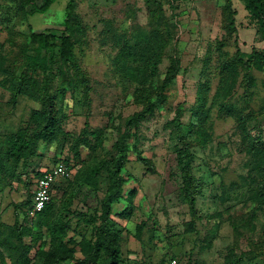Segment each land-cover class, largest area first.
<instances>
[{"label":"rangeland","instance_id":"rangeland-1","mask_svg":"<svg viewBox=\"0 0 264 264\" xmlns=\"http://www.w3.org/2000/svg\"><path fill=\"white\" fill-rule=\"evenodd\" d=\"M12 2L0 0V147L27 123L33 109L42 106L26 95L14 100L10 88L27 56L36 53L30 26L39 30L60 24L67 0L28 20L15 13ZM75 4L84 25L75 46L77 66L64 62L58 47L52 46L44 52L48 58L44 67L34 73L57 96L61 132L53 142L40 141L38 153L26 162L0 170V239L19 245L14 231L18 222L42 234L40 239L25 237L32 245L30 264H79L91 258L95 227L100 224L94 217L100 214L96 208L108 181L103 173L96 192L87 186L78 192L76 179L116 153L114 145L128 118L143 106L137 99L139 87L155 98V88L172 66L175 77L167 103L140 124L137 142L131 139L122 174L123 192L132 199L112 203L121 264H165L171 257L185 264H264V155L259 152L264 147V64L250 73L254 85L249 89L243 70L227 78L222 69L238 50L246 55L254 48L264 52V33L258 32L259 24L251 20L244 2L75 0ZM153 31L164 36L166 47L156 76L141 84L123 74L117 39L125 37L141 53L145 37ZM62 89L65 96H58ZM201 89L207 97L208 135H188L189 126L198 123L194 111ZM221 103L247 117L249 131L258 137L254 148L236 118L220 111ZM177 114L179 124L173 121ZM185 134L193 152L192 172L201 186L193 208L183 199L177 159L180 136ZM62 159L69 161L73 175L54 188L52 216L68 223L64 242L73 252L59 263V251L44 244L49 240L47 228L38 229L37 216L30 217L28 211L36 173ZM0 252V264H21L23 251L1 247Z\"/></svg>","mask_w":264,"mask_h":264},{"label":"trees","instance_id":"trees-1","mask_svg":"<svg viewBox=\"0 0 264 264\" xmlns=\"http://www.w3.org/2000/svg\"><path fill=\"white\" fill-rule=\"evenodd\" d=\"M58 1L59 0H11V2L15 4V13H19L26 20L36 14L46 15L51 6ZM242 1L244 2L245 9L251 20H255L259 24L258 32L264 33V0ZM230 24L234 27L233 19H231ZM83 29L84 25L79 15L76 13L75 0H67L64 8V19L60 24L39 30L30 26V38L37 44L36 53L27 56L23 71L15 78L10 88L13 92L14 100L19 95H26L32 99L40 100L42 106L40 109H33L27 123L20 127L15 133L6 137L4 145L0 147L1 171H6L9 164L18 165L21 160L26 162V160L38 153L37 148L40 141L53 142L60 134L63 117L59 113L57 96L50 94L49 84L41 82L34 73L37 69L44 67L48 60L44 52H47L52 46L58 47L59 55L64 62L77 66L75 46L77 42H79V36L83 34ZM144 40L145 42L141 46L142 52L139 53L136 46L134 51V47L129 44L125 37H119L117 39V45L120 47L117 61L122 67L123 74L141 84L148 81L150 77L153 78L156 76L158 64L161 62L163 51L166 47V40L158 31H153L149 36L145 37ZM143 62L145 66H137V63ZM131 63H135V67ZM263 64L264 52L254 48L248 55L238 50L235 57L224 61L222 69L226 72L227 78L228 75L229 77H234L239 69L243 70L247 80V89H249L254 85V79L250 73L255 68H262ZM174 77L175 70L170 66L161 84L157 85L155 88V98L151 97L150 92L146 95V92L144 90L142 91V87H139L137 99H142L143 106L139 111L128 118L123 132L114 145L116 153L110 158L102 159L93 166H89L78 175L75 184L76 188L74 190L78 192L84 186H87L88 190L96 192L98 180L103 173L106 174L108 181L105 195L98 201V207L96 208V213L99 211L100 214L94 217V220L99 221L100 224L95 227L96 240L91 246V248L93 247L91 258L84 259L79 264H121L122 249L119 241V229L117 223L112 218V203L122 198H125L129 202L130 199H132L123 192L126 178L122 174L128 161L131 139L134 137L137 142V131L140 124L155 114L159 107L167 103V90L172 84ZM204 86L203 84L201 88ZM224 88L228 89L227 86ZM88 93L89 90L87 89L86 94ZM60 95L65 96L64 89L58 93V96ZM206 101L207 97L205 90H199L197 107L194 111V116L198 119V123H193L189 126L187 131L188 135H208L204 126L208 118V109L205 107ZM220 111L236 118L238 128L242 130L243 134L250 137L249 143L251 147L254 148V142L258 137L253 136L249 131L247 127V117L236 112L235 109L224 103L220 104ZM178 115L179 114L173 119L176 124L180 123ZM187 134L180 136L181 146L177 149V159L183 181V199L193 208L196 203V198L201 192V186L192 172L193 152H191L190 140L187 138ZM259 152L264 155V147L261 148ZM141 160L147 162L143 157H141ZM60 161H63L68 167L72 168L67 159H62L58 162ZM41 174V171H38L36 173V179L41 176ZM63 181L65 180H61L55 187H59ZM134 194V192L130 193L131 196ZM71 198L72 195L69 196V199ZM31 205L32 200L29 206L31 207ZM54 205V198L52 197L43 211L37 214L36 225L38 229H41L43 226L47 228L49 240L45 241L44 244H49V248H54L59 251V253H57L58 262L61 263V261L67 258L66 256H70L73 249L68 248L64 242L69 231L68 223L61 218L52 216ZM127 209L128 207H126L125 211ZM141 229L142 226H138V230L141 231ZM14 231L19 245H11L10 240L4 238L0 239V248L9 247L15 251H23L20 258L21 264H30L28 254L32 249V245L25 241V237L27 234H31L32 237L40 239L42 234L38 235L40 230H31L27 225L19 224L18 222H16ZM46 255L47 253H45V256ZM172 258L177 257H171L165 264H169ZM239 260L241 261V259ZM47 263L45 262L44 264Z\"/></svg>","mask_w":264,"mask_h":264},{"label":"built area","instance_id":"built-area-1","mask_svg":"<svg viewBox=\"0 0 264 264\" xmlns=\"http://www.w3.org/2000/svg\"><path fill=\"white\" fill-rule=\"evenodd\" d=\"M41 176L36 179L33 189L32 205L29 208V216L35 217L43 211L45 206L51 201L54 187L61 180H68L73 175V169L60 161L50 168L43 169ZM169 264H185L178 258H172Z\"/></svg>","mask_w":264,"mask_h":264}]
</instances>
